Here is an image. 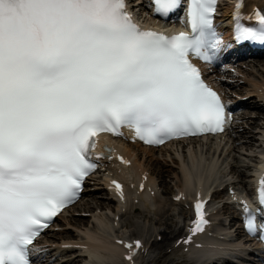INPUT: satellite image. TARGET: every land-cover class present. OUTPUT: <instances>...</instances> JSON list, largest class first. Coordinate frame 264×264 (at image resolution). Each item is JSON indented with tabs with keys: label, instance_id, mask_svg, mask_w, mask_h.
<instances>
[{
	"label": "snow or ice",
	"instance_id": "1",
	"mask_svg": "<svg viewBox=\"0 0 264 264\" xmlns=\"http://www.w3.org/2000/svg\"><path fill=\"white\" fill-rule=\"evenodd\" d=\"M153 3L168 17L182 0ZM216 3L189 0L191 33L169 37L141 28L127 0H0V264H32L29 245L95 169L98 132L128 127L160 144L223 131L224 105L190 60L211 62L220 50ZM240 7L236 42L264 44V15L245 27ZM258 197L264 206V178ZM195 207L193 232L203 231V204ZM243 210L247 232L264 240V225Z\"/></svg>",
	"mask_w": 264,
	"mask_h": 264
},
{
	"label": "rangeland",
	"instance_id": "2",
	"mask_svg": "<svg viewBox=\"0 0 264 264\" xmlns=\"http://www.w3.org/2000/svg\"><path fill=\"white\" fill-rule=\"evenodd\" d=\"M255 153H257L256 149H251L248 145H245V144L244 145L243 144L236 145L234 143L227 144L225 147V152L223 153V156H222V162H223V165H222L223 170L222 171H224V172L229 171V167L232 164L233 158L236 160V164L238 166L242 165V166H246L248 168L247 170L251 169L253 166ZM147 163L152 164L153 162L147 161ZM239 170L237 168H235L234 172L237 173ZM232 174H230V175H232ZM166 182H168L167 179H166ZM101 200L102 199H100L99 197L94 196L93 198H90L88 200V202H86V204L100 202ZM128 222H129L128 226L124 230V233H127V234L128 233H134L139 228L141 229V231L146 230L148 233L155 230V229H153L152 226L146 227V226L140 224V221L136 220V218H131L130 220L128 219ZM228 257H230L233 260H239L241 263H243V261L241 259L234 257V255H228Z\"/></svg>",
	"mask_w": 264,
	"mask_h": 264
},
{
	"label": "bare ground",
	"instance_id": "3",
	"mask_svg": "<svg viewBox=\"0 0 264 264\" xmlns=\"http://www.w3.org/2000/svg\"><path fill=\"white\" fill-rule=\"evenodd\" d=\"M215 166L214 165H211L210 166V168H209V172H208V176H211L212 174H214V172H215ZM183 180H184V185H185V187L186 188H190V186H191V179L189 178V176H188V174H187V172H184L183 173ZM212 252V251H211ZM90 256V258L91 257H93L92 255H89ZM95 259V262L96 263H101V262H99L98 260H100V259H97V258H94ZM119 259V257H115V258H113V257H111L110 256V258L109 259H107V261H102L104 264H111L112 262L114 263V264H116V262H117V260Z\"/></svg>",
	"mask_w": 264,
	"mask_h": 264
}]
</instances>
